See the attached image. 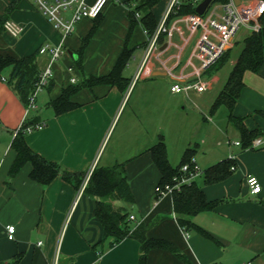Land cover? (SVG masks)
I'll use <instances>...</instances> for the list:
<instances>
[{
	"label": "crops",
	"instance_id": "crops-1",
	"mask_svg": "<svg viewBox=\"0 0 264 264\" xmlns=\"http://www.w3.org/2000/svg\"><path fill=\"white\" fill-rule=\"evenodd\" d=\"M85 1L92 4L95 0ZM157 3L152 13L159 23L164 12L159 18ZM135 4L136 0H108L97 19L80 20L62 40L61 32L34 0H0V54L24 57L35 53L41 70L49 55L38 53V49L63 41L66 53L53 63V76L37 95L34 115L44 126L26 133L24 139L32 151L72 175L65 179L59 174L41 185L30 177V162L10 174L16 158L14 131L22 121L24 104L7 83L10 68H6L2 74L5 80L0 78V264H139L140 240L129 235L113 242L106 236L94 215L95 200L81 189L94 167L115 164H123L134 200H113L112 204L123 207L128 218L134 216L129 221L131 231L141 224L146 238L168 245L150 247L145 264H264V64L258 73H244L245 85L233 109L235 116L244 118L246 129L262 132L251 145L236 144L240 136L228 122L227 111L219 107L220 114L218 110L210 113L221 88L209 103L197 105L202 119L197 117L193 126L185 127L179 108L185 109L184 99L191 98V93L203 92L192 90L188 96L170 92L171 77L159 62L164 61L167 67L175 65L178 49L174 44H181L177 35L151 63L153 73L163 74L132 84L147 39L139 22L130 28L129 11ZM6 22L21 27L19 34L6 31ZM95 24L79 67L76 60L82 38ZM181 28L185 31L183 25ZM163 40L161 49L166 47ZM124 47L132 52L123 69L128 82L123 90L103 84L81 88L71 96L75 103L72 109L54 112L50 102L73 84L72 77L79 83L90 75L108 74ZM188 49L181 53L183 61L188 58ZM237 54L230 58L232 65ZM205 76L215 79L213 87L219 83L218 75ZM229 127L236 138L229 136ZM160 134L172 166H177L184 150L194 145L193 158L202 170L230 155L235 160L233 172L224 180L207 184L203 174L195 179L206 199L215 204L194 215V225L189 228L178 224L172 195L157 196L155 191L160 172L148 149ZM247 174L258 177V194L250 192ZM77 178L81 180L78 187ZM7 225L15 226L13 240L7 238Z\"/></svg>",
	"mask_w": 264,
	"mask_h": 264
},
{
	"label": "trees",
	"instance_id": "trees-1",
	"mask_svg": "<svg viewBox=\"0 0 264 264\" xmlns=\"http://www.w3.org/2000/svg\"><path fill=\"white\" fill-rule=\"evenodd\" d=\"M158 1L159 0H136L135 6L129 11L130 28L139 22L148 35L152 34L158 25L152 13V7ZM214 1L225 2L226 0ZM194 12L195 6L192 0H181L178 7L174 8L170 14L168 20L170 21L177 16ZM136 13H138L140 17L137 16ZM263 22L264 12L260 17L261 28L258 31L248 33L244 38L243 47L238 51L227 80L210 106V113L215 112L221 106L227 109L228 122L238 131L240 136L239 143L242 147L251 145L252 139L262 133L260 130L246 129L243 122L244 118L235 116L233 114V109L245 85L243 80L244 73L246 71L258 73L261 66L264 64ZM95 28L96 24L91 28L89 33L82 38L81 46L78 50L79 58L76 60V64H78L79 67L81 66L80 55L92 37ZM159 40L163 41V35L160 36ZM131 52L132 50L124 47L115 65L108 74L100 76L90 75L85 77L81 82L73 83L64 88L61 94L50 102L54 112L60 114L72 109L75 103L71 100V96L81 88H92L95 85L103 84L115 85L123 90L128 84L127 79L123 76V69L130 59ZM228 60L229 55L227 50L224 55L209 68L207 73L212 74V70L221 68ZM8 67L10 68V72L6 81L19 96L24 106H26L28 97L34 91L41 71L36 54L34 53L24 57H13L0 54V78ZM38 120V117L32 114L24 123L22 129L14 136L12 147L16 151V158L10 168V174L15 173L23 164L30 162L32 164L30 177L38 181L41 185L48 184L59 174L65 179H71L72 175L66 171H62L57 163L46 160L32 151L25 142L24 136L26 132L24 128ZM148 150L154 164L160 172V179L157 186L161 189H165L167 186L172 187L176 183L175 178L182 175L180 166L184 163H190L195 155L196 146H189L184 150L182 158L177 166H172L168 160L166 144L162 134L159 135L157 142ZM232 166H235V160L226 158L204 169L203 177L205 183L211 184L226 179L233 172V169H231ZM80 182V178H77V180L75 179V185L77 187L80 185ZM83 192L95 200L94 215L101 223L106 236L113 238V242H117L129 235H134L140 240L141 253L139 256V264H145L146 251L150 247L168 246L167 243L162 240L146 238L142 232L141 224L138 225L134 231H131L128 212L123 207H116L112 204L113 200H120L127 203H131L134 200L124 175L123 164H115L111 167H94ZM171 195L176 220L183 228L192 227L194 225L192 222L193 216L203 210L212 208L215 204V202L206 199L202 189L195 181L181 184L179 188L172 189ZM157 196H159L158 193Z\"/></svg>",
	"mask_w": 264,
	"mask_h": 264
},
{
	"label": "built area",
	"instance_id": "built-area-1",
	"mask_svg": "<svg viewBox=\"0 0 264 264\" xmlns=\"http://www.w3.org/2000/svg\"><path fill=\"white\" fill-rule=\"evenodd\" d=\"M108 0H95L92 4L85 0H34L39 11L46 16L62 34V40L67 37L75 28L77 22L84 18L94 19L98 17ZM181 0H170L155 31L148 35L145 42L144 54L140 60L137 70L133 76L132 84L138 79L149 77L153 74L151 63L159 59L158 55L168 48L172 43V38L177 35L181 44H174L178 49L176 62L173 67H167L164 61L160 65L164 67L166 74L171 77L170 92L183 93L186 96L190 91L204 92L213 87L215 79L206 77V73L234 44V37L240 27L246 28L249 32L258 31L261 28L260 17L264 12V0H234L212 1L204 13H188L177 16L170 21L169 16L178 7ZM196 7L202 0H192ZM138 16L139 14L136 13ZM183 25L185 31L181 28ZM5 30L11 35L16 36L21 31V27L6 22ZM166 41V47L161 49L164 42L160 41V36ZM186 47H190L188 58L183 61L181 53ZM40 54H48L49 60L45 67L41 69L38 81L34 91L28 97V103L24 106V115L21 123L15 129L14 136L22 129L29 116L38 109L37 95L43 90L53 76L52 65L58 60L66 50L63 41L58 44H45L39 48ZM174 67H179L180 71L175 73ZM189 69V71H188ZM71 70V67L68 68ZM5 80L4 77H1ZM72 83L75 79H70ZM44 126L43 121H36L24 128L26 133H31L41 129ZM259 141H255L257 143ZM239 144V142H236ZM228 158L234 159L232 155ZM234 170V166L231 167ZM93 170V169H92ZM91 170V172H92ZM182 175L176 177V183L171 187L167 186L161 189L156 186L155 191L160 195L172 192V189L179 188L181 184L191 183L203 174V170L197 164L195 158L190 163H184L180 166ZM90 172V173H91ZM90 175V174H89ZM88 177L84 181L81 189L83 190ZM246 183L252 194H258L261 190V184L257 176L253 174L246 175ZM134 219V216H129ZM7 238L14 239L15 226L7 225L5 227ZM247 264V263H238Z\"/></svg>",
	"mask_w": 264,
	"mask_h": 264
},
{
	"label": "rangeland",
	"instance_id": "rangeland-1",
	"mask_svg": "<svg viewBox=\"0 0 264 264\" xmlns=\"http://www.w3.org/2000/svg\"><path fill=\"white\" fill-rule=\"evenodd\" d=\"M166 3H167V0H162V2L159 1L157 3L158 5H156V7H155L156 13H157L159 18L166 8V5H167ZM247 34H248V31L244 27H240V29L237 31V33L234 37L233 46L230 49H228L229 60L221 68H218L217 70L216 69L212 70V75H218L219 76V79H220L219 83L217 85H215L213 87V89L210 91L203 92L202 94H198V93L194 92V93H191V95H190L191 98H185L184 99L185 109L181 110V108H179V110L181 111V113L183 115L182 116L183 117L182 123H185V125H184L185 127L190 128L191 126H193L197 117L200 120L202 119L201 118V111L199 110L197 105H199V103H204V104L209 103L211 101V99L213 98V96L216 94V92H218V90L223 87L224 83L227 80L228 74L232 68L231 59L233 57V54L241 50V48L243 47L244 38L246 37ZM181 94L182 93H180V95ZM221 109L224 111V113H225V111H227L226 108L223 106H221ZM222 110H218L217 113L220 114V111H222ZM229 129H228L229 136L236 138V137H234L233 132H231L232 130L230 127H229Z\"/></svg>",
	"mask_w": 264,
	"mask_h": 264
},
{
	"label": "water",
	"instance_id": "water-1",
	"mask_svg": "<svg viewBox=\"0 0 264 264\" xmlns=\"http://www.w3.org/2000/svg\"><path fill=\"white\" fill-rule=\"evenodd\" d=\"M213 0H202L196 7H195V12L197 14H202L204 13V11L206 10V8L209 6V4L212 2ZM235 3H238L239 0H234ZM163 74L160 71H156L154 72L152 75H161Z\"/></svg>",
	"mask_w": 264,
	"mask_h": 264
}]
</instances>
